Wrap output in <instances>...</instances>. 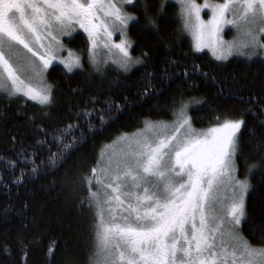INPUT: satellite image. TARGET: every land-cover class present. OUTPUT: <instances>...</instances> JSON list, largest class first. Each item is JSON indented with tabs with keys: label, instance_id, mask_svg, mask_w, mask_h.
<instances>
[{
	"label": "snow or ice",
	"instance_id": "6c2138e0",
	"mask_svg": "<svg viewBox=\"0 0 264 264\" xmlns=\"http://www.w3.org/2000/svg\"><path fill=\"white\" fill-rule=\"evenodd\" d=\"M179 3L183 30L192 35L195 51L207 48L216 61L238 56L248 61L260 57L264 63V0ZM165 6L161 3L154 17L149 13L157 5L149 0H0V92L8 99L23 96L42 109L52 106L54 85L45 79L50 65L59 60L65 72L71 74L84 68L83 57L72 50H68L67 58L60 56L65 50L61 37L72 38L77 26L87 33L89 63L97 72L101 71L96 53L101 31L107 37L119 32L122 39L112 45L119 56L112 63L128 72L132 65L143 61L132 57L133 42L127 37L129 26L138 24L139 18L125 7L141 11L146 20L144 28L159 35L156 19L163 18ZM203 9L211 13L207 20L202 19ZM229 25L237 33L232 41L221 35ZM142 55L149 58L147 52ZM182 75L187 81L190 74L185 71ZM144 77V88L137 94L142 100L156 98V109L170 106L168 110L176 119L169 124L146 118L142 128L121 133L110 144L101 146L96 164L81 177L87 196L80 199L79 206L93 213L94 251L85 264H264V243L253 245L239 231L247 219V197L253 189L249 176L259 173L264 183V120L259 121V132L249 130L251 150L247 155L241 140L247 125L244 116L259 101L249 97V107L239 118L231 114L235 109L226 110L213 117L212 126L196 129L193 121L203 117L191 115L190 110L217 111L207 98L186 97L185 88L177 84L178 95L166 97L162 105L159 98L166 91L163 85L167 82L171 87L180 74L165 68L158 81L162 86L154 82L155 72H146ZM72 92L79 94L82 90ZM220 94L244 100L238 91L226 94L221 90ZM87 103L96 105L99 101L92 97ZM87 103L74 118L69 117L73 122L51 133L36 124L35 116L28 117L34 130L44 136L36 141V148H46L49 156L37 164V152H30L20 142L16 155L22 159L8 163L13 168L17 163L33 166L21 169L16 184L22 183L25 176L38 174L41 167L62 163L82 144L86 140L82 120L87 124V134L94 135L115 118L114 114L107 115L113 107L123 108L110 104L106 111L88 108ZM259 107V114L264 116V104ZM12 144L15 148V137ZM249 156L261 159L247 164L248 175L241 179L237 161H247ZM260 231L264 240V225ZM55 244H50L49 256L55 255ZM65 253L67 246L61 254L63 264H79L72 254Z\"/></svg>",
	"mask_w": 264,
	"mask_h": 264
},
{
	"label": "trees",
	"instance_id": "16d2710c",
	"mask_svg": "<svg viewBox=\"0 0 264 264\" xmlns=\"http://www.w3.org/2000/svg\"><path fill=\"white\" fill-rule=\"evenodd\" d=\"M157 7L149 15L154 16L161 3H165L162 19H156L159 35L145 29V16L136 8L128 7L130 13L139 18V23L129 26L127 34L133 42L130 49L134 58L143 61L127 73L116 71L107 66L100 72L93 69L83 59L84 68L76 74L66 73L61 65L53 64L47 72V81L54 85L53 105L41 108L35 102L19 99H8L0 95V264H63L62 250L67 246L68 253L78 259L79 264H85L93 247V213L79 206L82 197L87 196V187L81 177L87 175L96 164L101 146L110 144L121 133H131L143 127L144 119L153 121H171L174 116L165 105L154 108L156 98L142 100L137 94L144 88V73L155 72L157 86L161 72L167 68L169 73L178 72L180 78L167 86L160 103L164 105L165 98L178 95L175 92L177 84L185 88L186 97L207 98L216 112H192L193 116L203 119L193 121L196 129L212 126L213 117L219 112L231 111L239 118L249 107V97L264 104V63L260 58L248 61L246 58L233 57L228 61H216L207 52H196L187 34L182 30L178 5L164 0H149ZM64 44L84 56L88 40L82 32L73 33L72 38H64ZM149 58L145 59L143 53ZM171 61L177 62L171 64ZM190 75L187 81L183 73ZM203 73L209 75L205 77ZM191 85L189 88L188 86ZM72 89L82 90L73 94ZM221 90L228 94L230 90L238 91L244 98L240 101L232 95H221ZM96 97L99 103H87ZM127 98V99H125ZM104 108L109 105H121L122 110L113 107V114L103 131L94 135L87 134V124L81 121L86 133V140L71 151L67 158L55 167H41L36 175L25 176L20 184L15 180L21 175V169L30 170L32 164L17 163L15 168L8 161H20L16 153L21 147H29V151L37 152L34 157L37 164L47 160L49 153L45 149L36 148V141L44 136L34 130V125L28 117L35 116L36 124H41L51 133L54 129L73 122L69 117L85 107ZM259 104L252 106L244 119L247 125L242 129V147L247 155L249 145V130L259 132L261 116ZM207 107V106H206ZM45 113L48 115L45 116ZM99 114V113H98ZM94 123L99 127V121ZM79 135V130L76 133ZM12 137L17 144L13 148ZM50 139V137H49ZM57 150L52 146V151ZM260 156H249L247 161L240 159L238 175L244 179L247 174L246 165L259 162ZM253 186L247 197V219L242 222L240 231L253 245L264 243L261 238V226L264 225V183L259 173L249 176ZM95 190V189H94ZM27 204V208H25ZM7 210V212L5 211ZM55 244V255L49 256L48 249ZM7 249V250H5ZM68 253H65L67 255Z\"/></svg>",
	"mask_w": 264,
	"mask_h": 264
},
{
	"label": "rangeland",
	"instance_id": "374dc122",
	"mask_svg": "<svg viewBox=\"0 0 264 264\" xmlns=\"http://www.w3.org/2000/svg\"><path fill=\"white\" fill-rule=\"evenodd\" d=\"M164 2H173L175 4L178 5V9H179V14H180V11H181V8H180V3H179V0H164ZM196 2L198 4H203L205 2V0H196ZM213 2H219V0H213ZM128 7H125V11L129 12ZM102 15V14H101ZM211 15L210 11L207 10V9H203L202 12H201V16H202V19L204 20H207L209 18V16ZM181 18V17H180ZM181 25H182V30H183V21L181 19ZM184 31V30H183ZM76 32H82L83 34H85L87 40H88V36H87V33H85L82 29H80L78 26L76 28ZM185 34L188 35V37L190 38L191 42H192V46H193V37L190 33L184 31ZM222 35V38L226 41H232L234 38H237V33L235 31V29H233L230 25L229 26H226L225 27V30L224 32L221 34ZM127 37H128V34H127ZM64 38H68V37H61L62 39V42L64 44ZM122 39V37L120 36L119 32H114L113 35L111 37H107L103 30L101 31L100 33V37L98 39V43H97V49H96V53H97V60L99 62V65H100V68L101 70L104 69L105 67L107 66H111L113 67L116 71L118 72H121V73H127V72H123L117 64L115 63H112V60L114 59H118V50H116L114 47H112L113 44L115 43H119L120 40ZM129 39V37H128ZM45 44L47 43V40H44L43 41ZM105 44H108L109 47H104ZM64 47H65V50L63 52L60 53V56L62 58H67L69 56V51L68 50H71L70 48H68L65 44H64ZM90 47V44H89V41H88V45L86 47V50L84 52V56L81 55L83 57V59H85V61L87 63H89V56H88V49ZM194 49V48H193ZM41 52H43V49L40 50ZM73 52L79 54L78 52L72 50ZM195 51V50H194ZM197 52V51H196ZM199 52H207L213 59H215L212 55H211V52L209 51V49L207 48H204L202 49L201 51ZM80 55V54H79ZM133 57V56H132ZM234 57H238V56H234ZM134 58V57H133ZM233 58V57H231ZM241 58H244V57H241ZM255 58H260V57H255ZM136 59V58H134ZM261 59V58H260ZM105 61H107V63H105ZM53 64H58V65H61L63 67L62 64L59 63V60H56L53 62ZM52 64V65H53ZM90 64V63H89ZM50 65V67L52 66ZM137 65L139 64H134L130 67L129 71L131 69H133L134 67H136ZM90 66L95 69L92 64H90ZM49 67V68H50ZM64 68V67H63ZM77 71V70H76ZM128 71V72H129ZM45 79H46V82L48 83L47 81V73H45ZM49 84V83H48ZM0 95H5L4 93L0 92ZM6 96V95H5ZM20 98H23L24 100H26V98H24L23 96H21ZM28 101V100H27ZM31 102H34V101H31ZM36 103V102H35ZM176 118L174 117L171 121L167 122V121H163V122H166V123H171L173 120H175ZM208 128V127H207ZM206 129V128H205ZM240 231V229H239ZM240 234L243 236L242 232L240 231ZM244 237V236H243Z\"/></svg>",
	"mask_w": 264,
	"mask_h": 264
}]
</instances>
